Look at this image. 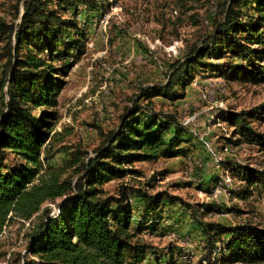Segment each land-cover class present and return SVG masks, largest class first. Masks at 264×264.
Instances as JSON below:
<instances>
[{
    "label": "trees",
    "instance_id": "trees-1",
    "mask_svg": "<svg viewBox=\"0 0 264 264\" xmlns=\"http://www.w3.org/2000/svg\"><path fill=\"white\" fill-rule=\"evenodd\" d=\"M16 1L14 19L0 17V236L12 222L31 221L42 213L27 249L34 259L21 264H145L148 246L137 237L159 226L161 205L170 197L133 190L145 204L143 222L133 226L131 193L122 187L119 196H113L104 186L140 175L134 169L137 163L188 156V129L155 112L145 113L136 104L95 155L76 151L64 165L51 166L61 150L58 145L69 134L56 130L61 120L59 97L87 53L88 34L77 17L81 7L100 11L104 4ZM213 26L204 44L170 66L166 84L148 87L140 97L148 103L159 97L178 99L175 89L185 91L196 73L206 70L231 82L264 84V0H224ZM207 59L226 62L211 64ZM223 117L241 141L264 151V134L251 124L264 122V103ZM9 157L14 166L7 164ZM239 173L247 192L264 189V172L247 167ZM59 199L61 212L51 216L44 206ZM205 208L213 212L211 206ZM203 233L206 259L212 260L216 244L222 243L225 263L264 264V229L203 222Z\"/></svg>",
    "mask_w": 264,
    "mask_h": 264
},
{
    "label": "rangeland",
    "instance_id": "rangeland-1",
    "mask_svg": "<svg viewBox=\"0 0 264 264\" xmlns=\"http://www.w3.org/2000/svg\"><path fill=\"white\" fill-rule=\"evenodd\" d=\"M223 1L102 0L100 11L81 7L77 17L88 34L87 53L76 63L59 97L61 120L56 130L69 134L58 145L61 150L50 165H64L76 151L95 155L136 104L145 113L155 112L188 129V156L137 163L134 169L140 175L104 186L113 196H119L122 187L131 193L133 226L142 223L145 214V204L133 190L170 197L161 205L163 220L159 226H151L137 237L140 244L148 246L145 264H232L225 263L222 243L216 244L212 260L205 258L203 222L264 229V189L250 188L247 192L239 173L247 167L264 172V151L241 141L237 130L222 118L263 104L264 84L231 82L206 70L196 73L197 86L193 81L185 91L175 89L178 99L159 97L148 103L140 97L144 89L166 84L170 66L204 44L214 31V14ZM16 5V0H0V17L11 22ZM207 61L223 64L226 59ZM205 91L212 93L209 102L202 100ZM251 124L264 134V122ZM236 141L243 143L236 145ZM226 146H232V152H225ZM7 164L14 166L15 160L9 157ZM233 165L235 168H231ZM228 177V192L215 193L219 182ZM62 201L44 208L50 210L51 216L59 214ZM205 206H211L213 212ZM42 217L40 213L31 221H15L4 229L0 236V264L34 259L27 249Z\"/></svg>",
    "mask_w": 264,
    "mask_h": 264
},
{
    "label": "built area",
    "instance_id": "built-area-1",
    "mask_svg": "<svg viewBox=\"0 0 264 264\" xmlns=\"http://www.w3.org/2000/svg\"><path fill=\"white\" fill-rule=\"evenodd\" d=\"M199 80L197 79V80H195L194 81V83H193V85L194 86H197L198 84H199V82H198ZM212 93L211 92H207V91H205V92H203L202 93V100L204 101V102H209V101H211V99H212ZM185 125H187V124H185ZM207 146H209L208 144H206ZM232 146H226L225 147V152H232ZM230 178L228 177V178H226V179H224L223 180V182H219V184H218V186L215 188V193H227L228 192V183H230ZM215 253V252H214ZM214 255H216V254H213V256Z\"/></svg>",
    "mask_w": 264,
    "mask_h": 264
},
{
    "label": "crops",
    "instance_id": "crops-1",
    "mask_svg": "<svg viewBox=\"0 0 264 264\" xmlns=\"http://www.w3.org/2000/svg\"><path fill=\"white\" fill-rule=\"evenodd\" d=\"M178 159H181V158H177V159H173V160H178Z\"/></svg>",
    "mask_w": 264,
    "mask_h": 264
}]
</instances>
